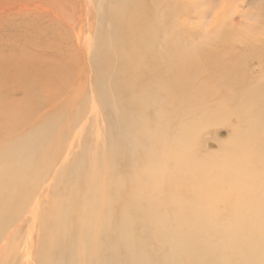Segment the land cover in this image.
Returning a JSON list of instances; mask_svg holds the SVG:
<instances>
[{
    "label": "bare ground",
    "instance_id": "6f19581e",
    "mask_svg": "<svg viewBox=\"0 0 264 264\" xmlns=\"http://www.w3.org/2000/svg\"><path fill=\"white\" fill-rule=\"evenodd\" d=\"M23 1L26 7L22 9L17 5L13 6L12 9L7 10L9 13L5 19L9 21L10 17L18 15L20 24L32 19L31 29L35 38H32L30 44L28 43V47L19 49L18 55L13 53L9 55L6 52L7 48L5 46L2 48L4 50L1 53L5 55H0V129L2 131L3 126L12 125L15 120L16 130L28 128L31 121L27 113L36 108L40 109L45 96L58 100V95L62 92L63 101L64 96L70 92L69 87L78 79V77L72 79V75L79 72L80 76L84 70L78 54V48L83 49L80 42L83 27L79 26L76 30V25H72L68 12L61 14V10L58 12L51 7L45 8L46 4L44 5L43 1L47 2L46 0ZM210 1L212 5L207 7L206 0H168L174 7L179 3L183 10L189 9V5L193 8L204 5L198 8H200L199 14L205 17L213 12L215 6H218L215 18L220 21L222 31L226 35V40L221 43L223 48L220 49L219 55L215 56L209 51H204L202 55L199 54L197 64L186 60L178 64L176 57L172 56V60L178 66L172 67L168 76H160V69L169 57L165 52L173 54L175 51L169 48V44L163 46V50L157 48L159 42L161 43L158 42L160 30H157L158 25H152L153 17L159 20L165 0H102L99 5L100 10L110 7L109 13L113 16L111 21L115 22V27L110 25L109 29L114 36L106 44L111 46L108 49L113 50L109 53L106 48L107 52L102 53L101 46H94L97 53L91 63V71L95 70V67L104 66L110 59H116L118 76L116 74L111 86L100 77L93 80L86 74L82 78L79 77L78 87L71 96L74 106L84 100L90 101L100 121H104L105 116L108 115L115 120L113 131L119 135V138L124 137L125 133H130L131 140L126 142L125 147L131 152L136 149L139 151L151 143L155 128L126 129L122 110L125 109L126 102L132 106L135 103L139 104L137 114L144 115L146 107L143 108V105L149 103V94L145 92V86L158 79L161 84L153 88L161 89L162 94L170 92L174 96L178 86H194L192 95L189 96L188 93L187 97H183L189 106L184 108L180 117L188 115L191 108L199 102L209 106V102L205 99L208 95L217 101V110L203 111L202 115L193 122L194 129H200L202 134H205L213 127L224 126L231 131L224 153L220 152L222 154L219 153L213 158L207 157L208 160L205 162L201 160L202 163L198 164L209 165L214 171L216 180L223 186H228V195L221 199L220 203L223 207L220 211L215 210L209 217H202L199 212H192L194 209H189L184 201H176L177 209H174L176 225L172 239H175L174 246L179 247V250L171 252L172 261L171 257L166 260L154 256L150 246L144 245L143 241L132 233L130 226L121 223L118 242L120 241L124 252L118 257L115 251V257L117 256L118 259L112 264H187L190 260L193 264H264V118H250L264 116V105L260 108L264 103V6L255 5L256 1L253 0ZM88 2L94 5L93 0ZM61 26L75 32L79 41L76 46L70 40L68 32L65 33L64 38L62 37ZM227 31L232 32L233 37L228 39ZM87 39L88 45L92 47L93 39L91 36H87ZM165 40L167 41V38ZM236 48L240 50L237 51ZM229 49L232 50L233 59ZM12 51L15 52L14 48ZM228 54L231 55L228 57L231 65H225ZM237 57L241 61L244 58L249 59L247 69L241 68ZM217 59L218 62L215 63ZM193 66L200 70H194ZM215 70L219 73L214 76ZM255 71L261 72L262 75H252ZM248 78H250L249 83ZM199 79L210 81L208 84L217 80V84L211 92L204 88L203 97L202 95L194 97ZM100 87L105 91L104 94ZM156 89H153V96L157 99ZM173 96L167 98L166 107H175L176 99ZM25 110L27 112L22 115L21 111ZM82 111L77 110V117L81 116ZM45 115L46 118L38 117L34 129V124L30 126V133L26 137L18 138L12 143L5 138L0 139V240L16 234L18 229L23 227V221L27 217L22 221L20 217L30 200L37 207L33 209L30 218H38L41 213V208H38L42 202L40 194L32 193L31 189L40 176V171L35 170L37 163L34 157L29 160L28 158L40 148L39 139L42 137L44 122L39 121L49 120L47 118L50 113L46 112ZM140 117L142 116L134 121L136 125ZM242 122H247L243 131L239 127ZM174 128L179 130L178 135L171 134V128L168 133L165 132L157 141L165 145L164 153L159 159L147 164L148 172L152 169L158 171V178L149 176L152 180L150 198H156L157 208L148 211L150 224L145 225L141 234L149 231L151 237L162 241L167 240L168 225V215L166 220L161 214L163 210L161 207L168 205L163 194V183L172 170L173 157L176 158L177 166L169 179L171 181L175 176L179 182H183V178L189 182L192 180L190 175L182 176L180 169L181 165L191 164L197 157L196 151L190 147L192 136L190 126L179 129L175 125ZM257 131L260 133L254 137ZM6 145L9 146L6 148ZM123 147L122 142L117 140L114 144L115 154L120 153ZM220 165L227 166L225 168ZM206 182L207 178L203 177L202 189L206 186ZM45 183L47 185L51 183L54 203L49 208L46 206L47 209L42 211L43 215L40 214L39 227L42 239H46L49 246L46 252L38 255V262L40 264H77L78 262L79 264H110L111 255L108 252L102 253V250L100 252L96 247L94 253L88 251L78 255L76 245L68 244L69 215L64 216L62 209L58 207L64 205L66 213H69L67 209L75 211V207L71 205L69 198L58 193L57 188L54 187V177L47 179ZM169 190L172 194L179 193L171 186ZM217 194L216 191L207 195ZM154 220H156L155 224L151 226ZM5 229H11V232L5 233ZM110 233L108 229L107 237ZM195 238L202 239V248L198 251L190 246ZM216 238L221 239L220 242H216ZM4 239L0 246V264H3L5 255L14 252L16 248ZM102 245L105 246V241ZM236 254L238 255L235 259ZM42 255L45 256L42 258ZM211 256L214 257L212 260ZM238 257L241 258L236 263ZM55 258H58L57 261Z\"/></svg>",
    "mask_w": 264,
    "mask_h": 264
},
{
    "label": "rangeland",
    "instance_id": "374dc122",
    "mask_svg": "<svg viewBox=\"0 0 264 264\" xmlns=\"http://www.w3.org/2000/svg\"><path fill=\"white\" fill-rule=\"evenodd\" d=\"M46 1H43V4L47 5H45V8L51 7L52 10L58 12L61 10V14L68 12L72 25H76V30H78L79 26L83 27L84 31L82 32L80 41L83 49L78 48V54L84 70L80 76L79 72L72 75V79L76 77L78 79L74 85L69 87L70 92L64 96L63 101L62 92L59 93L58 100L45 96L40 109L36 108L27 113L30 117L31 122L29 124L31 125L37 122L38 117L46 118L45 113H50V116L47 118L49 120L39 121L44 122L42 137L39 139L40 148L28 158L29 160L34 157V161L37 163L35 164L37 165L35 170L40 171V176L31 187L32 193L38 192L40 194L42 200L41 206H38V208H41L40 214L43 215L42 211L45 208L47 209L46 206L49 208L54 203L51 183L48 185L45 183L47 179L54 177V187L57 188L58 193L65 198H69L71 205L75 207V211L67 209L69 213H66L64 205L59 206L58 209H62L64 216L69 215L67 222V225L70 227L68 230L69 235H67L68 244L74 243L76 245L78 255L88 251L92 253L97 247L96 249H99L100 252L102 250V253L108 252L111 255L110 264H112L124 252L122 246H120V241L118 242L119 227L122 223L123 225L130 226L132 233L139 240L143 241L144 245L150 246V250L154 256L168 260V257H171V252L179 250V247L174 246L176 244L175 239H172L176 225V217L174 216V209H177L176 201H184L189 206V209H194L192 212H199L202 217H209L212 211H220L223 207V204L220 203L221 199L228 195V186H223L216 180L214 171L209 168V165L198 164L202 163L200 162L201 160L203 162L208 160L207 157L213 158L220 152L224 153L226 150L225 145L231 137V131L224 126H218L202 134L200 129L193 128V122L202 115V112L216 111L218 103L213 97L208 95L205 99L209 102V106L199 102L191 108L188 115L180 117L183 114L184 108L189 106V103L185 102L183 97H187L188 93L189 96L192 95L194 86H178L176 89L177 93L173 96L170 92L162 94L161 89L153 88L161 84L158 79L149 85L146 84L145 92L149 94V103L143 105V108L146 107L144 115L143 113L137 114V106L139 104L134 103V106H132V104L126 102L124 105L125 109L122 110L124 126L129 130L135 128H147L151 130L155 128V132L153 133L151 143L144 149L139 151L136 149L133 152L129 151L125 145L127 141L131 140V135L130 133H125L124 137L119 138V135L113 131V123H115L113 118L108 115L105 116L104 121H100L96 115V111L92 109L90 101L84 100L77 106H74L71 102V96L78 87L79 77L82 78L85 74L90 76L92 80L100 77L102 81L109 83L111 86L112 80L118 72L117 63H115L116 59H110L107 62L109 65L106 63V65H102V70L101 67H95V70L91 71V63L95 53H97L94 46H101L102 53L107 51L110 53L113 50L108 49L111 46L106 45L114 36L109 32L110 25L115 27V22L111 21L113 16H110L111 14L109 13L110 7H107L106 10L98 9L102 0H93L94 5H91L88 0ZM206 1L208 2L205 4L208 5L207 7L212 5L209 3L212 1ZM253 1H256L255 5L264 6V0ZM15 5L22 9L26 7V3L23 0H0L1 56H5L1 53L4 50L2 49L4 46L7 48L6 52L9 55L11 53L18 55L19 49L28 47L32 38H35L31 29L33 24V22L31 24L32 19L23 22V24L19 23L18 15H13L9 21L5 19L9 13L7 10L12 9ZM175 6L171 5L168 0H165L159 20L155 17L152 19V25H158L157 30H160L158 42L161 41V43L159 42L157 48L163 50V46L166 47L169 44V48L175 51V54L165 52L169 57L163 62L159 73L160 76H168L171 68L177 67L181 61H193L197 64L199 54L202 55L204 51H209L215 56L219 55L220 49L223 48V46L221 47V43L223 40H226V35L222 31L220 21L215 18L218 6H215L213 12L208 13L207 17L199 14L200 8L204 7V5H197V8L190 7L189 5V9L186 10H183V7L179 3ZM99 10L104 16L100 12L98 14ZM165 12L166 16H164ZM68 29L70 28H62L61 26L62 37L64 38L65 33L68 32L70 40L76 46L77 42L79 43L76 39V34L74 31H68ZM61 30L59 31L60 33ZM226 33L228 39L233 37L232 32L227 31ZM25 35L28 36L25 37ZM87 36H91L93 39L92 47L88 45L89 40ZM121 38L120 35V41ZM166 38L167 41L165 40ZM88 46L91 48H88ZM12 48H14L15 52L12 51ZM239 50L237 49V51ZM228 51L233 55L231 49ZM172 56L176 57L178 64L172 60ZM229 56L231 55L228 54L225 65H231ZM233 58L234 55L231 59ZM238 59L241 68L247 69L246 65L249 64V59L242 58L243 61L240 58ZM217 62L218 59L215 63ZM192 68L200 70V68L195 69V66ZM218 73V70H215L213 75L215 76ZM252 75L259 76L262 73L255 71ZM249 81L250 78H248V83ZM209 82L205 79H199L196 83L197 87L194 97L201 95L203 97L204 88L211 92L216 86L217 80L208 84ZM153 89H156L155 95L157 99L153 96ZM101 92L104 94L105 91L101 89ZM170 96L176 99L175 107H166L167 98ZM263 105L264 103L261 104L260 108ZM77 110H84L81 112L80 117H77ZM26 112V110L21 111L22 115ZM139 116L142 117H140L141 119L136 125L134 121ZM250 118H264V116ZM173 120L175 123H173ZM15 121L12 122V125H2L3 131L0 129V139L5 138L12 143V141L15 140L16 142L18 138L26 137L30 133L31 125L19 131L15 129ZM175 125L179 129L190 126V133L192 135L190 147L196 151L197 157L191 164L181 165L180 169L182 176L190 175L192 180L189 182L183 178V182H179L175 176L171 178V181L169 179L177 166L175 165L176 158L172 156V170L166 176L163 183V194L167 199L168 205L164 206V208L161 207L163 209L161 214H163L166 220L168 215V225L167 240L162 241L159 238L151 237L149 231L143 232V235L141 234L145 225L150 224L148 211L157 208L156 198L151 199L149 192L152 190V180L150 177L158 178V171L157 169H152L148 172L147 164L159 159L164 153L165 145L157 141L164 136L165 132L168 133L171 128V134L174 136L178 135L179 130L174 128ZM246 126L247 122H242L239 127L243 131ZM258 133L260 132H255L254 137ZM257 139H259V136ZM117 140H120L124 147L120 153L115 154L114 144ZM8 146L6 145L5 147L7 148ZM168 151H170V148ZM220 166L226 168L227 165ZM203 177L207 178V182L206 186L202 189ZM169 186L177 189L179 193L172 194ZM216 191L218 192L216 196L207 195ZM150 201L152 202L149 203ZM35 208L37 207L30 200L20 217L21 221L27 217L23 221V227L18 229V231L15 230L17 231L16 234L0 240V246L3 243V239L8 243L11 242L10 244L16 247L14 252L17 254L15 256L14 252H8L4 257L3 264H40L38 262V255L46 252L49 245L46 239H42V232L39 227L40 214L38 218H30ZM155 221L152 222L151 226L155 224ZM108 229L111 233L107 237ZM4 231L5 233L7 231L10 233L11 229H5ZM160 235L162 234L160 233ZM215 240L216 242H220L221 239L216 238ZM103 241H105L104 247L102 245ZM190 246L197 251L200 250L202 248V239L195 238ZM208 249L210 250V246ZM115 251L118 257H115ZM237 255H235V259ZM44 256L42 255V258ZM16 257L18 260H16ZM39 258L41 257L39 256ZM213 258L211 256V260ZM240 258H237L236 263ZM57 259L55 258L56 261ZM187 264H193V262L190 260Z\"/></svg>",
    "mask_w": 264,
    "mask_h": 264
}]
</instances>
